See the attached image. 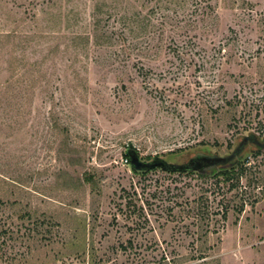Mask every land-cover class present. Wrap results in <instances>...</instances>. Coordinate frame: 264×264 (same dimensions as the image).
Instances as JSON below:
<instances>
[{"label":"rangeland","instance_id":"374dc122","mask_svg":"<svg viewBox=\"0 0 264 264\" xmlns=\"http://www.w3.org/2000/svg\"><path fill=\"white\" fill-rule=\"evenodd\" d=\"M264 0H0V264H264ZM244 170H242V168Z\"/></svg>","mask_w":264,"mask_h":264},{"label":"trees","instance_id":"16d2710c","mask_svg":"<svg viewBox=\"0 0 264 264\" xmlns=\"http://www.w3.org/2000/svg\"><path fill=\"white\" fill-rule=\"evenodd\" d=\"M260 152H261V150L259 149L254 153V155H256ZM124 155L126 157V160L129 162L131 169L134 172H139V171L147 172V171L152 170L154 168H159V169L164 170V171L178 172V173L188 172V171H192V170L203 171L204 167H207V166H213V165H217V166L221 165L222 167L228 166L227 163L230 160L229 158L223 159V158L215 157L214 161L209 162L208 159L210 158V156H205V157L198 156L195 159H193L192 161H190V163H188V164L178 165V164H169L162 159L155 158L152 162H150V163L157 164L154 168H138V166H136L134 164V162L140 161L139 155H138L136 150H133L132 148H128ZM160 163H165V165L164 166L158 165ZM237 166H238V164H234L232 167H229V168L226 167L227 169L223 170L222 175L226 181H230L231 179H233L231 173L235 171ZM242 170H244V169L242 168Z\"/></svg>","mask_w":264,"mask_h":264},{"label":"water","instance_id":"95a60500","mask_svg":"<svg viewBox=\"0 0 264 264\" xmlns=\"http://www.w3.org/2000/svg\"><path fill=\"white\" fill-rule=\"evenodd\" d=\"M249 141H251L258 149H262V150H264V141H260L258 138H256V137H245L244 139H243V141L240 143V145L236 148V150L234 151V153L231 155V156H229L228 158L229 159H232V158H234V157H236V156H238L240 153H241V151H242V149H243V147L249 142ZM201 157H205L204 155H200ZM223 159H225V158H223ZM215 160V157H210L209 159H208V161L210 162V161H214ZM134 164L136 165V166H138V168H154L157 164H155V163H143V162H141V161H138V162H134ZM158 165H162V166H164L165 165V163H160V164H158ZM215 167H217V165H213V166H211V168L213 169V168H215ZM227 166H223V168H226Z\"/></svg>","mask_w":264,"mask_h":264},{"label":"flooded vegetation","instance_id":"af4514ba","mask_svg":"<svg viewBox=\"0 0 264 264\" xmlns=\"http://www.w3.org/2000/svg\"><path fill=\"white\" fill-rule=\"evenodd\" d=\"M240 155V154H239ZM238 155V156H239ZM237 157V156H236ZM219 166H221V165H219ZM207 168H210L211 170H212V168H211V166H207V167H204V169H203V171L205 170V169H207Z\"/></svg>","mask_w":264,"mask_h":264},{"label":"built area","instance_id":"2783aa9c","mask_svg":"<svg viewBox=\"0 0 264 264\" xmlns=\"http://www.w3.org/2000/svg\"><path fill=\"white\" fill-rule=\"evenodd\" d=\"M127 161V160H126Z\"/></svg>","mask_w":264,"mask_h":264}]
</instances>
